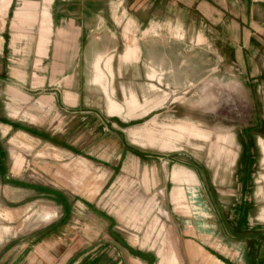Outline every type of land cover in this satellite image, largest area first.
Masks as SVG:
<instances>
[{"label": "rangeland", "instance_id": "rangeland-1", "mask_svg": "<svg viewBox=\"0 0 264 264\" xmlns=\"http://www.w3.org/2000/svg\"><path fill=\"white\" fill-rule=\"evenodd\" d=\"M119 3L116 24L104 21L115 31L98 38L95 31L81 33L85 49L78 48L80 33L74 31L71 48H54L56 59L66 52L70 64H53L49 55L42 62L37 58L41 52L33 41L37 36L39 44L42 32L34 24L4 32L0 167L5 183L17 180L40 187V193L25 189L22 202H7L22 204V212L10 222L0 220V226L17 235L36 224L38 212L68 216L74 204L76 210L87 207L88 219L105 221L103 238L90 226L73 224L77 233L89 231L88 249L112 253V227L121 238L120 250L105 254L104 264H140L129 258L128 246L152 251L158 264H242L243 238L264 232V0H247L249 24L243 30L245 1L238 0L228 31L197 24L176 6L146 25L129 11L130 0ZM139 40L143 48L129 52L152 61L139 65L151 80L148 95L142 85L134 96L128 92V69L119 75L117 63L93 61L113 46H119L118 55L123 45ZM79 55L87 63H76ZM64 68L67 79L49 78ZM69 75L73 91L95 108L85 129L79 115L61 112L50 95V83H67ZM104 115L113 117L114 126L98 127L96 120ZM125 147L137 160L131 157L129 169L119 172L113 165L119 168L115 158ZM183 168L193 177L179 178ZM47 188L55 191L54 199Z\"/></svg>", "mask_w": 264, "mask_h": 264}, {"label": "crops", "instance_id": "crops-1", "mask_svg": "<svg viewBox=\"0 0 264 264\" xmlns=\"http://www.w3.org/2000/svg\"><path fill=\"white\" fill-rule=\"evenodd\" d=\"M119 1L120 0H0V63L4 59L2 54L3 38L5 37L4 32L27 30L25 27L34 24L36 30L39 31L40 28L42 32L39 44L37 36L33 41L34 49H38L39 47V52H41V55L37 58L44 60L46 56L49 55L51 59L53 58V64H70L71 60L69 59L68 53L65 52L63 59H56L54 48H71L72 42L70 41V33L74 31L80 33L78 37L79 49L88 47L87 40L84 44H81V39H86L81 36V33L95 31L97 34L96 38H98V33H102L105 30L106 32L115 31L113 28L109 29L105 27L104 21L107 17L114 25L116 24L114 17L118 14H122V12H118L120 9L114 6L115 3H119ZM244 1L246 11L244 13V20L241 19L240 22L241 30H243L245 26L248 27L249 24L248 3L247 0ZM130 2L129 11L134 9L136 12L135 16L142 17L139 22H145L146 25L151 26L155 21L161 20L163 10L167 12L171 6H176L182 8L186 14L194 16L197 19V24L205 22L210 26H214L212 30L215 28L220 29V27L224 26L226 31L229 30V25L233 23L232 19L234 15L232 11L238 4V0H130ZM120 4H122V1L119 5ZM134 20V22L138 24L136 18ZM243 24L244 26H242ZM47 31H50L49 36ZM141 42L142 41L139 40L137 45H130L128 47L123 45L124 50L118 55H116V51L119 46H113L112 49H108L106 52H102L101 55L95 56L97 60L93 61L94 63L100 62L101 59H108V64L112 65L114 62L117 63L119 75H121L122 69H128L130 72L128 92L134 96L139 94L138 88L140 89V86L144 85V89L146 90L145 95H148L147 90L150 88L148 83V81L151 80L149 72L147 68L144 72L140 71L139 65L146 63L150 64L152 61L146 60L147 58L142 54L133 56L130 55L131 52H129V49H133V47L142 49L143 46ZM50 47L53 50L49 51ZM7 48L8 44L5 43L4 49ZM79 57V59H76V63H87L83 55L82 57L79 55ZM65 68L63 73L59 75L51 71V76L49 78L56 80L57 76L64 75V80L67 79L66 73L68 72ZM3 71V68H0V82L5 80L6 74L4 75ZM17 80H19V82L21 81V84L24 82L25 77L21 76V78H17ZM71 80L72 78L69 75L67 83L64 82L62 85L56 84L55 82L50 83L52 91L50 95L52 96L54 107L58 101V107H60L61 112L64 114L73 113L79 115V119H77L80 122L79 126L85 129L88 127L87 119L93 118L91 116V111L95 112V108H90L92 105L90 106L87 103L89 101L85 100L78 90L73 91L71 88ZM98 118L99 121L96 120L97 123L99 122L98 127L99 125L103 127L114 126L113 121L115 120H113L112 116L104 115V117ZM67 130L68 129H65L64 134L68 137L69 134L68 132L66 133ZM125 150H127L126 147L125 149H120L118 156L115 158V160H120L119 168L117 165H113V168L119 172H123L124 169H129L131 157H135ZM19 162L18 159L15 160L16 169H19ZM177 176L182 179L186 176L193 177L185 174V168H183L182 174L179 175L177 173ZM3 177V170L0 167V220L2 222H10L13 218L21 214V208L23 206L22 204L8 206L7 202L20 203L22 202L21 200L25 189H32L40 193V187L30 186L17 180L12 184H8L4 182ZM45 192H47L48 197L51 196L54 199L56 194L54 190L47 188ZM179 192L180 190L178 189L175 191L177 197L179 196ZM173 200L178 205L180 204L181 199ZM53 202L55 203V201ZM66 206L67 205H64V207ZM73 206H70L68 216L60 215L59 217H54L49 213H43L42 216H39L38 212L35 219L37 220L36 224L32 222V224L35 225L32 226L31 229L17 235H9L10 229L7 226H0V264H104L103 256L105 254L108 256L109 254H115L114 251H116L117 248L120 250L121 246L119 245L118 239L121 238L115 237V232L112 227L111 231L114 235L113 238L116 239L113 243L115 248L111 251L112 253L107 254L102 248L88 249L89 231L86 230L85 232L82 231V233H77L74 231L77 227H73V224H79L83 228L90 226L91 230H95V235L97 237L100 236L103 238L107 231L105 228V221L103 217L96 218L95 221L88 219L87 207H76L78 208V210H76ZM72 210L78 213L79 216H70L73 212ZM240 218L241 217L238 216L237 221L240 220ZM106 223H108V221ZM251 235L252 237L248 235L243 238L244 241L241 243L239 249V260L242 264H264V232L258 231V233ZM208 236L211 238V235ZM193 239L195 240L196 238L193 237ZM213 239L219 240L221 243L223 242L226 249L227 247H232V244H229L225 238L214 237ZM192 242L195 243L194 241ZM195 245L202 249V251L204 250L199 243ZM195 249L198 250V248ZM127 255L130 259L140 264H158V256L150 250L144 251L128 246ZM161 264H163V262ZM230 264L234 263L230 261Z\"/></svg>", "mask_w": 264, "mask_h": 264}]
</instances>
